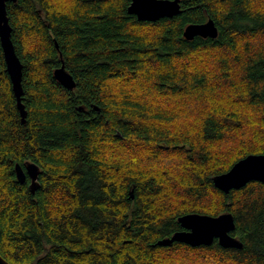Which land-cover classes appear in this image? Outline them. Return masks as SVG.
<instances>
[{"label": "trees", "instance_id": "trees-1", "mask_svg": "<svg viewBox=\"0 0 264 264\" xmlns=\"http://www.w3.org/2000/svg\"><path fill=\"white\" fill-rule=\"evenodd\" d=\"M129 5L6 4L27 117L22 124L0 45V256L264 264V183L224 194L212 182L264 154V0H181L179 15L156 22L138 21ZM208 19L215 39H184L187 25ZM61 61L72 91L53 76ZM25 162L40 169L34 193L16 179ZM191 213H230L243 247L156 245Z\"/></svg>", "mask_w": 264, "mask_h": 264}, {"label": "water", "instance_id": "water-1", "mask_svg": "<svg viewBox=\"0 0 264 264\" xmlns=\"http://www.w3.org/2000/svg\"><path fill=\"white\" fill-rule=\"evenodd\" d=\"M16 0H0V45L3 52L6 70L11 81L20 121L26 124L27 111L22 104V64L18 58L11 40V26L7 16L6 4ZM181 0H130L127 8L129 15L135 16L140 22H156L163 18H173L180 14ZM217 28L211 19L201 24H189L184 28L183 37L191 41L196 37L215 39ZM58 50V45L55 42ZM61 57V54H60ZM55 80L64 88L74 90L76 85L72 76L66 71L61 61L59 68L53 72ZM16 179L24 183L28 176L31 180L29 189L32 193L38 188L39 168L31 162H25L23 168L15 165ZM264 183V154L248 155L236 162L229 171L214 176L213 186L224 194L231 190H239L250 182ZM133 199V188L129 192ZM181 231L175 232L171 237L156 242L157 246L166 247L173 243H181L190 247L209 246L215 240L225 249H241L243 244L231 235L235 228L234 218L230 213L218 216L200 214H185L178 218ZM0 264H10L0 256Z\"/></svg>", "mask_w": 264, "mask_h": 264}, {"label": "flooded vegetation", "instance_id": "flooded-vegetation-1", "mask_svg": "<svg viewBox=\"0 0 264 264\" xmlns=\"http://www.w3.org/2000/svg\"><path fill=\"white\" fill-rule=\"evenodd\" d=\"M39 175H40V169H39V174H38V178H37L38 187H39ZM26 183H27L28 186L31 183V180H30V178L28 176L26 177Z\"/></svg>", "mask_w": 264, "mask_h": 264}, {"label": "bare ground", "instance_id": "bare-ground-1", "mask_svg": "<svg viewBox=\"0 0 264 264\" xmlns=\"http://www.w3.org/2000/svg\"><path fill=\"white\" fill-rule=\"evenodd\" d=\"M34 164V163H33ZM36 165V164H35ZM39 168V167H38ZM26 181V180H25ZM30 185V184H29ZM178 232V231H177Z\"/></svg>", "mask_w": 264, "mask_h": 264}]
</instances>
